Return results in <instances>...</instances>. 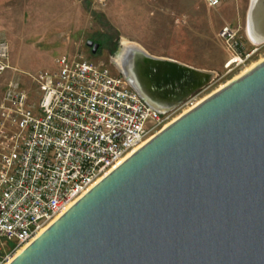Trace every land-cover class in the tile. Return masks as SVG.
<instances>
[{
  "label": "water",
  "instance_id": "95a60500",
  "mask_svg": "<svg viewBox=\"0 0 264 264\" xmlns=\"http://www.w3.org/2000/svg\"><path fill=\"white\" fill-rule=\"evenodd\" d=\"M252 9L261 44L264 0ZM151 59L143 90L116 68L161 113L213 75ZM123 61L143 67L130 53ZM6 264H264V58L157 131Z\"/></svg>",
  "mask_w": 264,
  "mask_h": 264
},
{
  "label": "built area",
  "instance_id": "2783aa9c",
  "mask_svg": "<svg viewBox=\"0 0 264 264\" xmlns=\"http://www.w3.org/2000/svg\"><path fill=\"white\" fill-rule=\"evenodd\" d=\"M216 7L223 0H203ZM218 37L227 67L246 63L240 27ZM0 39V75L10 69ZM36 99L10 80L0 96V239L8 253L26 246L98 180L164 124V114L139 96L125 76L70 54L33 77ZM0 255V264L9 260Z\"/></svg>",
  "mask_w": 264,
  "mask_h": 264
},
{
  "label": "rangeland",
  "instance_id": "374dc122",
  "mask_svg": "<svg viewBox=\"0 0 264 264\" xmlns=\"http://www.w3.org/2000/svg\"><path fill=\"white\" fill-rule=\"evenodd\" d=\"M249 4L250 0H223L216 7H208L203 0H33L17 39L10 37L11 68L0 75V96L8 81L14 80L35 100L33 77L52 68L59 54L76 55L116 72L112 58L122 42L134 43L156 57L213 72L208 83L163 113L164 124L153 136L264 58V42L255 44L245 34ZM226 23L240 27L241 51L252 52L242 65L226 66L230 56L218 37ZM88 40L99 44L95 53L87 46ZM9 250L0 239V255L13 257L15 252Z\"/></svg>",
  "mask_w": 264,
  "mask_h": 264
},
{
  "label": "bare ground",
  "instance_id": "6f19581e",
  "mask_svg": "<svg viewBox=\"0 0 264 264\" xmlns=\"http://www.w3.org/2000/svg\"><path fill=\"white\" fill-rule=\"evenodd\" d=\"M253 3L254 0H250V4H249V8H248V12H247V17H246V25H245V34L247 35L248 38H250L252 41L255 40L254 37L255 36V32H256V22L254 21V14H253ZM132 54L133 56H135L136 58H139V61L142 62L143 67L140 69H126L125 68V63L123 61V58L125 57V55L127 54ZM151 58H157L156 56H152L151 54H149L145 49H143L142 47L134 44V43H126V42H122L121 46L117 52V55L112 58V62L113 64L119 68L120 70H123L125 72H127L126 74H128L129 77H131V79L135 81V78L138 80V83L136 82V84L139 86V88L141 90H143V85L145 86V84L149 87V78L146 75L150 74V70L146 69L149 68V65L154 62L153 59ZM255 63H252L250 66L246 67L244 69V72L246 70H248L249 68H251ZM125 69V70H124ZM208 75V79L212 78L213 75L211 73H207ZM135 84V83H134ZM146 87V86H145ZM178 87H175V89H177ZM187 90H185L183 93H179L175 99V101L173 100V102H177V100H180L182 97L186 96ZM170 106V105H169ZM168 106H163V105H159V110H161L162 112H166ZM145 142V141H144ZM121 161H119L116 164H119ZM45 229V228H44ZM44 229H42L41 231H39V233L37 235H39ZM24 246H22L21 248H19L15 254L13 255V257L18 254L20 252V250L23 248ZM13 257H10L9 260L7 262H9ZM7 262H5L4 264H6Z\"/></svg>",
  "mask_w": 264,
  "mask_h": 264
},
{
  "label": "crops",
  "instance_id": "0c3cea01",
  "mask_svg": "<svg viewBox=\"0 0 264 264\" xmlns=\"http://www.w3.org/2000/svg\"><path fill=\"white\" fill-rule=\"evenodd\" d=\"M32 3L33 0H0V39L7 43L11 36L17 39L19 27L25 24L27 13L33 9Z\"/></svg>",
  "mask_w": 264,
  "mask_h": 264
},
{
  "label": "flooded vegetation",
  "instance_id": "af4514ba",
  "mask_svg": "<svg viewBox=\"0 0 264 264\" xmlns=\"http://www.w3.org/2000/svg\"><path fill=\"white\" fill-rule=\"evenodd\" d=\"M114 65V64H113ZM115 66V65H114Z\"/></svg>",
  "mask_w": 264,
  "mask_h": 264
},
{
  "label": "trees",
  "instance_id": "16d2710c",
  "mask_svg": "<svg viewBox=\"0 0 264 264\" xmlns=\"http://www.w3.org/2000/svg\"><path fill=\"white\" fill-rule=\"evenodd\" d=\"M101 46V45H100Z\"/></svg>",
  "mask_w": 264,
  "mask_h": 264
}]
</instances>
